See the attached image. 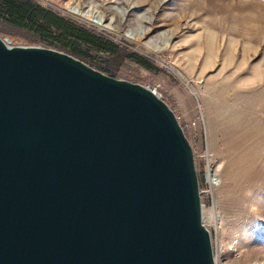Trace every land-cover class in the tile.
I'll use <instances>...</instances> for the list:
<instances>
[{"label": "water", "instance_id": "95a60500", "mask_svg": "<svg viewBox=\"0 0 264 264\" xmlns=\"http://www.w3.org/2000/svg\"><path fill=\"white\" fill-rule=\"evenodd\" d=\"M0 264H214L167 105L0 39Z\"/></svg>", "mask_w": 264, "mask_h": 264}, {"label": "rangeland", "instance_id": "374dc122", "mask_svg": "<svg viewBox=\"0 0 264 264\" xmlns=\"http://www.w3.org/2000/svg\"><path fill=\"white\" fill-rule=\"evenodd\" d=\"M30 1L117 44L104 75L153 90L172 111L213 263L264 264V0ZM0 39L59 51L23 29L2 26Z\"/></svg>", "mask_w": 264, "mask_h": 264}, {"label": "trees", "instance_id": "16d2710c", "mask_svg": "<svg viewBox=\"0 0 264 264\" xmlns=\"http://www.w3.org/2000/svg\"><path fill=\"white\" fill-rule=\"evenodd\" d=\"M2 26L23 29L32 37L55 46L81 62H98L97 71L106 75L108 71L103 57H112L120 49L107 37L30 0H0V27ZM126 58L143 69H150L148 62L136 53H128Z\"/></svg>", "mask_w": 264, "mask_h": 264}, {"label": "built area", "instance_id": "2783aa9c", "mask_svg": "<svg viewBox=\"0 0 264 264\" xmlns=\"http://www.w3.org/2000/svg\"><path fill=\"white\" fill-rule=\"evenodd\" d=\"M153 93H154V91L153 90H151ZM158 97V96H157ZM159 98V97H158Z\"/></svg>", "mask_w": 264, "mask_h": 264}]
</instances>
